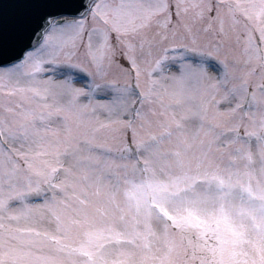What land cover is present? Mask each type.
I'll return each instance as SVG.
<instances>
[{
    "label": "snow or ice",
    "instance_id": "obj_1",
    "mask_svg": "<svg viewBox=\"0 0 264 264\" xmlns=\"http://www.w3.org/2000/svg\"><path fill=\"white\" fill-rule=\"evenodd\" d=\"M0 264H264V0H0Z\"/></svg>",
    "mask_w": 264,
    "mask_h": 264
}]
</instances>
